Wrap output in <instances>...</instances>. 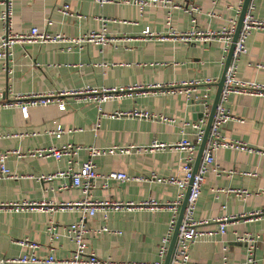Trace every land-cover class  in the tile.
Segmentation results:
<instances>
[{
  "label": "crops",
  "instance_id": "obj_1",
  "mask_svg": "<svg viewBox=\"0 0 264 264\" xmlns=\"http://www.w3.org/2000/svg\"><path fill=\"white\" fill-rule=\"evenodd\" d=\"M252 14L264 17V0H250ZM172 23L184 30L192 25L200 29H220L230 19L237 23L241 0H173ZM69 3L72 15L60 8ZM194 4L197 11L186 7ZM3 4L0 3V13ZM211 13V14H210ZM166 7L146 6L140 13L135 5L119 1L99 4L95 0H13L12 29L26 31L32 25L76 37L89 31L102 29V17H107L104 27L112 39L104 44L95 41L70 43L47 41L44 43H15L8 60L0 58V100L10 97V92L56 91L63 88L93 86H119L140 83H163L193 77H220L226 58L219 40L182 41L178 38L145 39L142 30L149 26L163 32L166 26ZM51 20L47 25L46 21ZM0 18V34L3 32ZM247 52L237 61L236 75L242 79L264 82V29L253 28L246 38ZM261 63L262 66H257ZM207 102H211L216 86L210 84ZM205 84L200 83L185 92L166 93L155 88L135 89L132 95L102 103L104 112L114 110L146 109L153 117L103 115L93 129L98 117L97 106L83 95H67L66 108L56 103L32 105L27 116L16 106L0 107V151H27L38 147L66 143L106 147L131 146L124 153H106L92 157L99 173L93 179L89 197L139 201L155 197L161 202L176 198L177 185L154 180L105 179L110 171H124L129 175L155 172L158 175L177 173L184 151L174 147L181 138L194 139L192 127L181 129L184 120L197 119L194 99L204 98ZM5 93V97L4 96ZM226 106L234 116L220 127L223 136L241 139L253 147L264 146V96L230 93ZM208 107L204 108V112ZM159 115L175 118L163 120ZM57 125L64 129L59 135ZM28 133V134H27ZM167 143L164 148L138 149L152 141ZM214 170L210 167L204 175L194 216L207 219L199 224L203 229H215L216 217L234 214L224 233L198 238L189 247L190 264H219L223 259L229 264H244L246 242L237 236L245 231L264 236V214L249 218L248 212L264 207V155L234 148L215 151ZM196 155V153H195ZM88 157V151L79 149L75 154L53 156H17L10 152L6 164L13 177H0V204L13 201L51 200L54 203L74 201L83 197L79 187L71 185L68 176L51 179L39 175L63 169L77 170ZM250 172V173H247ZM107 183L104 186L103 183ZM221 188L216 195L215 188ZM246 189L241 195L228 189ZM180 208V207H179ZM179 212V210H178ZM80 209H64L53 213L42 210L14 211L0 206V254L14 256L29 251L17 240L28 238L40 243L38 255L53 251L58 262H63L74 250L65 226L82 217ZM172 211L168 208L110 211L104 219L97 211L86 215L87 227L107 224L119 232L85 233L87 250L114 264H131L136 261H154L162 236L167 232ZM178 215V214H177ZM48 223L56 225L59 236L50 237ZM257 264H264V245L256 249ZM4 264H38L5 262ZM89 264V263H81Z\"/></svg>",
  "mask_w": 264,
  "mask_h": 264
},
{
  "label": "built area",
  "instance_id": "obj_2",
  "mask_svg": "<svg viewBox=\"0 0 264 264\" xmlns=\"http://www.w3.org/2000/svg\"><path fill=\"white\" fill-rule=\"evenodd\" d=\"M99 4L107 2L119 1L123 3H129L135 5L141 13L146 6H164L166 7V26L167 29L163 32H157L152 30L149 26H145L142 30V37L145 39L157 38L165 39L167 37L178 38L182 41H210L219 40L222 43V50L227 53L232 36L236 27V20L230 19L228 24L220 29H200L199 27L192 25L191 27L179 30L172 23V9L177 5L173 0H95ZM216 2L218 0H212ZM243 1V0H241ZM3 4V9L0 13V18L3 22V32L0 34V58L8 60L12 54V47L15 43L25 42H38L44 43L47 41H66L70 43H81L83 41H95L97 43L104 44L112 38L105 32V21L107 17H102L103 22L102 29L100 31H89L76 37H68L60 32H51L47 28H40L37 25H32L26 31H14L12 29V10L13 0H0ZM254 5L250 1L247 10L244 14L242 25L235 41V45L232 51L230 63L226 69L224 83L220 92L219 101L215 107V112L210 125L208 138L203 149L201 161L197 168V171L193 174V163L195 159V153L198 148V144L201 141L204 133V127L206 124L207 112L198 117L195 120H184L181 122V129L184 131L185 127L190 126L194 130V139L181 138L174 143V147L184 151L183 157L178 164L177 173L168 175H158L155 172H151L149 175L138 174L129 175L124 171H110L105 175H102L105 179H120V180H154L161 183H168L177 185L179 191L175 199L171 201L161 202L155 197H148L139 201H121L115 199H93L89 197L90 189L94 186L93 179L99 175L96 170V164L92 157L95 155H102L106 153H124L131 149V146L124 145H110L106 147H97L94 145H81L66 143L61 147L50 145L47 147H38L34 149H28L27 151L20 150H5L0 151V177H13L14 174L6 164V157L10 152H14L17 156L25 155H37V156H53L59 158L64 154H75L79 149L84 148L88 151V157L82 162L81 166L77 170L63 169L55 173L47 175H39L38 178L51 179L56 176H68L71 178V185L79 187L83 193V197L74 201H66L60 203H54L53 201L40 199V200H27L13 201L10 203H1L0 206H5L14 211L21 210H42L48 212H55L64 209H80L83 214L82 217L76 221L71 222L65 226V231L68 237L74 242L75 247L71 255L64 259L63 262L69 264H114L110 259H101L93 251L87 250V241L85 233L92 232H119L116 229L109 227L107 224H103L99 227H87L85 225L86 215H94L97 211L102 213L104 219L108 218L109 212L114 210H134V209H160L168 208L172 211V215L169 221L167 232L162 236L158 254L159 258L154 261H136L131 264H163L164 256L168 249V244L172 235V231L177 219L180 203L183 199L185 189L189 184V180L192 177L190 188L187 196V202L183 211L181 222L178 226V232L175 240V245L172 251L169 264H190L189 263V247L198 238L203 236H211L216 233H224L227 222L230 219L236 218L234 214H222L216 217L217 227L215 229H203L199 227V224L207 222V219H196L194 212L196 209L197 199L200 194L201 184L204 180L205 172L213 167L215 170V151L218 148H234L245 150L248 152H256L264 155V146L253 147L248 145L241 139H229L222 135L220 127L227 120L234 116L230 113L229 108L226 106V101L230 93H246L251 95H263L264 96V82L255 80L242 79L236 75L237 61L239 57L247 52L246 38L253 28L264 29V17L258 18L252 14ZM61 12L66 15H72L69 3H64L60 8ZM189 12L197 11L198 7L194 4L186 7ZM211 14V13H210ZM46 24H51V20H47ZM257 66H262L261 63H256ZM219 77H193L190 79H181L179 81H170L166 84L163 83H149L142 85L140 83L119 85V86H93L83 85L80 87L63 88L56 91H30V92H10V97L0 100V107H18L24 116L28 114V108L32 105H45L47 103H56L60 109H65L67 95H83L87 101L94 102L97 106L98 117L93 129H96L99 125V119L103 115L111 117L121 115H135L138 117H153L154 114L146 109L133 108L131 110H114L106 113L102 109V103L111 99H120L127 95H132V91L135 89L143 88H155L160 92L173 93V92H185L189 95L190 89L195 85L204 83V95L206 99L205 107H209L210 102H207L208 91L210 90V84H213ZM160 119L174 121L173 117H166L159 115ZM64 129L61 125H57L54 130L50 132L59 135ZM28 134V133H27ZM167 143L160 141H152L149 145H143L138 149H152L154 147L164 148ZM250 173V172H247ZM107 186V183H103ZM221 188L216 187V195ZM230 191L237 192L241 195H248L249 191L246 189L230 188ZM264 214V207L253 209L248 212V217H260ZM46 232L50 237H58L59 233L56 229V225L48 223ZM238 240L246 242V258L244 264H257L256 249L259 244L264 245V236L259 234H253L245 231L243 234L237 236ZM17 242L29 251H23L22 253L14 256H3L0 254V264L5 262H20V263H38V264H53L58 262L57 257L53 251H49L45 255H38L36 249L40 246V243L28 238L18 239ZM219 264H229L228 261L223 259Z\"/></svg>",
  "mask_w": 264,
  "mask_h": 264
},
{
  "label": "water",
  "instance_id": "obj_3",
  "mask_svg": "<svg viewBox=\"0 0 264 264\" xmlns=\"http://www.w3.org/2000/svg\"><path fill=\"white\" fill-rule=\"evenodd\" d=\"M249 2H250V0H243V2H242V6H241V9H240V13L238 15L236 27H235V30H234V33H233V36H232V41H231L230 46L228 48V51L226 53V58H225V61H224L222 73H221L220 77L218 78V80L213 83L216 86V89H215L214 95L212 97V100L210 102V105L208 107V111H207V115H206V124H205V127H204L203 137H202L201 141L199 142L198 148H197V151H196V155H195V159H194V163H193V170H192L193 174L197 171V168H198L199 163L201 161V157H202V154H203V149L205 147V143H206V140L208 138L210 125H211V122H212V119H213V115H214V112H215V107H216V105H217V103L219 101L220 92H221V89H222V86H223V83H224L225 72H226V69H227V67H228V65L230 63L231 56H232V51H233V48H234V45H235V41H236V39L238 37L239 31H240V28H241V25H242V20H243L245 12L247 10ZM3 97H5V93H4ZM205 100H206L205 98H198V99H194L193 100V102L195 103V106H196L195 109L198 110L197 118L204 114V108H205L204 102H205ZM191 181H192V177L189 180V184L187 185V187L185 189L183 199H182V201L180 203L179 212H178L177 219H176V222H175V225H174V228H173V231H172V235H171V238H170V241H169V244H168L167 252H166V254L164 256L163 264H169V262H170V258H171V255H172V251H173V248H174V245H175V240H176V236H177V232H178V226H179V224L181 222V219H182V216H183V211H184V208H185V205H186V202H187V196H188V192H189Z\"/></svg>",
  "mask_w": 264,
  "mask_h": 264
}]
</instances>
